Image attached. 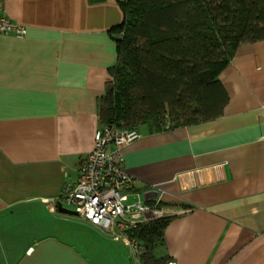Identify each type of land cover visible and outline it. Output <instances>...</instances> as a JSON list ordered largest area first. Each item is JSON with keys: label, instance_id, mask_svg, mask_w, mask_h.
Instances as JSON below:
<instances>
[{"label": "crops", "instance_id": "obj_1", "mask_svg": "<svg viewBox=\"0 0 264 264\" xmlns=\"http://www.w3.org/2000/svg\"><path fill=\"white\" fill-rule=\"evenodd\" d=\"M27 30L0 34V264H136L130 250L59 211L102 127L118 64V0H0ZM219 80L223 115L140 125L123 149L131 201L172 212L163 264H264V40L239 45Z\"/></svg>", "mask_w": 264, "mask_h": 264}, {"label": "trees", "instance_id": "obj_2", "mask_svg": "<svg viewBox=\"0 0 264 264\" xmlns=\"http://www.w3.org/2000/svg\"><path fill=\"white\" fill-rule=\"evenodd\" d=\"M100 2L102 0H92ZM118 64L100 104L102 125L187 126L223 115L219 80L241 44L264 40V0H118ZM166 217L135 230L145 264H163Z\"/></svg>", "mask_w": 264, "mask_h": 264}, {"label": "built area", "instance_id": "obj_3", "mask_svg": "<svg viewBox=\"0 0 264 264\" xmlns=\"http://www.w3.org/2000/svg\"><path fill=\"white\" fill-rule=\"evenodd\" d=\"M26 28L8 18L0 8V34L26 35ZM141 137L138 129L122 130L102 125L94 149L83 158L76 184L65 186L60 202L105 236L123 243L136 264H145L146 249L134 232L172 212L161 202L131 201L133 179L125 167L123 149ZM164 264H178L169 259Z\"/></svg>", "mask_w": 264, "mask_h": 264}, {"label": "water", "instance_id": "obj_4", "mask_svg": "<svg viewBox=\"0 0 264 264\" xmlns=\"http://www.w3.org/2000/svg\"><path fill=\"white\" fill-rule=\"evenodd\" d=\"M58 208H59V211L63 214H67V215H77V213L73 210H69L67 208H65L61 202L58 203Z\"/></svg>", "mask_w": 264, "mask_h": 264}, {"label": "rangeland", "instance_id": "obj_5", "mask_svg": "<svg viewBox=\"0 0 264 264\" xmlns=\"http://www.w3.org/2000/svg\"><path fill=\"white\" fill-rule=\"evenodd\" d=\"M65 208L69 209V210H72L69 206L65 205Z\"/></svg>", "mask_w": 264, "mask_h": 264}]
</instances>
